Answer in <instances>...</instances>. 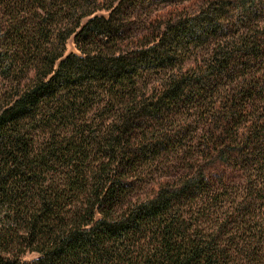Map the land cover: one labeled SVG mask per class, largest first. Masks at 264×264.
<instances>
[{
    "label": "trees",
    "instance_id": "obj_1",
    "mask_svg": "<svg viewBox=\"0 0 264 264\" xmlns=\"http://www.w3.org/2000/svg\"><path fill=\"white\" fill-rule=\"evenodd\" d=\"M0 264H264V0H0Z\"/></svg>",
    "mask_w": 264,
    "mask_h": 264
},
{
    "label": "rangeland",
    "instance_id": "obj_2",
    "mask_svg": "<svg viewBox=\"0 0 264 264\" xmlns=\"http://www.w3.org/2000/svg\"><path fill=\"white\" fill-rule=\"evenodd\" d=\"M139 13V12H138ZM98 14H107L105 12H98ZM136 15H140V14H136ZM66 54H71V53H75L78 54V50L76 49L73 39L70 38L67 42H66ZM38 257V255L36 253H29L25 256L24 260L27 262H32L34 259H36Z\"/></svg>",
    "mask_w": 264,
    "mask_h": 264
}]
</instances>
